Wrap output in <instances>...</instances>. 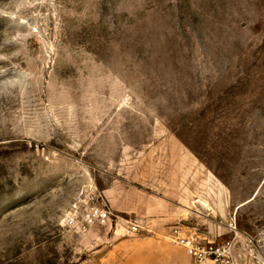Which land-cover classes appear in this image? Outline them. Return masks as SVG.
<instances>
[{
    "label": "rangeland",
    "instance_id": "374dc122",
    "mask_svg": "<svg viewBox=\"0 0 264 264\" xmlns=\"http://www.w3.org/2000/svg\"><path fill=\"white\" fill-rule=\"evenodd\" d=\"M176 230L264 264V0H0V264H193Z\"/></svg>",
    "mask_w": 264,
    "mask_h": 264
},
{
    "label": "built area",
    "instance_id": "2783aa9c",
    "mask_svg": "<svg viewBox=\"0 0 264 264\" xmlns=\"http://www.w3.org/2000/svg\"><path fill=\"white\" fill-rule=\"evenodd\" d=\"M112 212L108 206L92 205L85 210H81L78 204H74L73 209L66 218L68 227H91L96 224H107L111 220ZM143 229L142 224L134 222L129 224L128 232L138 234ZM171 240L178 246L184 248L193 260V264H233L227 249L214 246L213 244H202L194 235L184 236L179 231H175Z\"/></svg>",
    "mask_w": 264,
    "mask_h": 264
}]
</instances>
